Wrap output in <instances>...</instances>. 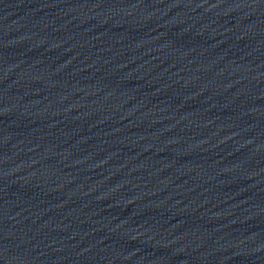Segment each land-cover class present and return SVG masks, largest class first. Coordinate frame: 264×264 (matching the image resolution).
<instances>
[{
	"label": "water",
	"instance_id": "water-1",
	"mask_svg": "<svg viewBox=\"0 0 264 264\" xmlns=\"http://www.w3.org/2000/svg\"><path fill=\"white\" fill-rule=\"evenodd\" d=\"M0 264H264V0H0Z\"/></svg>",
	"mask_w": 264,
	"mask_h": 264
}]
</instances>
